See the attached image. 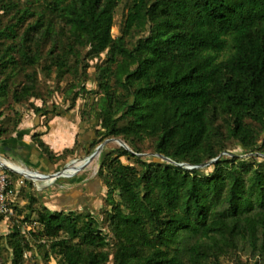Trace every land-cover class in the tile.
I'll use <instances>...</instances> for the list:
<instances>
[{
  "label": "trees",
  "instance_id": "1",
  "mask_svg": "<svg viewBox=\"0 0 264 264\" xmlns=\"http://www.w3.org/2000/svg\"><path fill=\"white\" fill-rule=\"evenodd\" d=\"M57 90L72 105L93 98L83 117L101 111L90 154L108 137L136 153L103 148L97 213L40 205L15 219L13 206L0 264H26L35 248L57 264H264V0H0V111L47 116ZM41 134L32 141L51 163L79 143L57 153ZM140 152L219 158L188 168Z\"/></svg>",
  "mask_w": 264,
  "mask_h": 264
},
{
  "label": "rangeland",
  "instance_id": "2",
  "mask_svg": "<svg viewBox=\"0 0 264 264\" xmlns=\"http://www.w3.org/2000/svg\"><path fill=\"white\" fill-rule=\"evenodd\" d=\"M34 8L42 11L47 16H49L51 14V12L42 3L35 5ZM123 17H124V10L122 8H120V10L118 11V13L115 16L116 23L113 27L114 35H118L119 33H121L120 26L122 24ZM91 64H92V66L89 68V78L86 82L88 88H92V87L96 86V81L94 80V77H95L94 73H95V67H96L95 61ZM41 77H43V75H41ZM20 80H22L21 76H19L17 78V82H19ZM45 82L46 81H44V80H43V82H41V84H40L41 87H44L46 85ZM47 83L51 84L52 87H55V82H53L52 80H48ZM47 101L50 102V104L55 102L56 106H58V107L52 109L53 111L49 115H47L46 117L41 113H38V112L36 113L33 110V108H31L27 104L17 107V110H18L17 116H14L13 113L10 114L9 108L7 106H2L1 111H0V127L4 126V128H6V129L0 133V153L4 152L2 150V143H1L2 139L3 138L7 139L9 137V135H13V133H11V128L13 126H15L14 120L16 117L20 116L21 119H23L25 117L27 118L29 114H31L30 116H33L35 113V115H37L39 117V124L41 126H43V128H44L48 124V122L52 119L51 117L55 116L54 112L58 111V112L63 113L64 115H69V116H65L68 119H75V121L78 120L80 123H82L81 128H84L83 124H85L87 126V128H85L83 130L82 129L79 130L78 135H80V136L77 137L79 143H78L76 151L73 154H68V155L64 156L63 159L58 161L56 163L57 167L59 168L61 166H64L66 163H68L69 160H71L73 158L89 156V154H90L89 150L91 148V142L97 138L96 136H97V130H98L99 125H100L101 111L99 109H97L96 111H94L91 114H84V117H83L81 109H83V108L87 109V107H88L87 101L92 103L93 98L92 97L91 98L90 97H88V98H86V97L80 98L79 97L76 101V104L72 105L71 99L69 97H67L66 95H64L60 90H57V92L55 93L54 96H47ZM35 102L37 104H40V100H36ZM32 112H34V113H32ZM32 118H34V117H32ZM20 123L18 124V126L20 125ZM46 138L48 139L47 136H46ZM35 150L37 151V149H35ZM247 150H250V149L244 148L242 146H238L237 148L234 149V151L241 156L250 155L251 152L248 151L246 153ZM102 152H103V150H102ZM13 158L17 159L14 156H13ZM100 158H101V156L94 160L95 167L93 169L89 168V169H86V170L81 171L79 173H74L71 176H65V177L57 176L54 178L53 181H51L46 186L37 185L36 181H34L33 179L26 178L21 173H9L11 179L16 181L17 183L19 182V186H17V187H16V185L14 186L15 187V193L13 194V197H12L13 201L16 203L15 205L17 207L15 219L24 218L26 215L33 213L32 208L35 206L47 205L43 202V192H49L52 189L57 190L59 188H67L68 186H75L78 182L73 181V178L75 179L78 177L84 178V179L89 178V180H91L93 178H98V180L102 186L101 192L97 195V197L95 199H93L91 201V207L89 209L92 212L97 213L103 205V198H104L106 191H107V186L105 184L104 179H102L100 176H98V170L100 167ZM35 160H36V162L39 163V165H38L39 169L44 171L43 173L49 172L48 168L50 167V163H49L48 158H46L44 155L42 157L39 153L38 155H35ZM21 179L23 180L22 183H20ZM32 197H35L34 201H32ZM29 204H31L33 206L30 207ZM75 209L78 211H84V209L80 205L75 207ZM10 226H11V222L9 220H8L7 225H4V223L2 222L1 226H0V236H2L1 243L4 246H7L6 239H7V233L9 232ZM25 227H26V223L23 226V228H25ZM33 251L34 252L37 251V253L32 254L26 264H57V262H56L57 258L56 257L52 256L49 260H44L42 255L38 252L37 248H35V250H33ZM29 254H31V252H29ZM243 259H245V257H243ZM223 264H226V263H223Z\"/></svg>",
  "mask_w": 264,
  "mask_h": 264
},
{
  "label": "crops",
  "instance_id": "3",
  "mask_svg": "<svg viewBox=\"0 0 264 264\" xmlns=\"http://www.w3.org/2000/svg\"><path fill=\"white\" fill-rule=\"evenodd\" d=\"M30 115L31 114H29L27 118L25 117L22 119L18 130L13 133V135H9L7 139H2V150L4 152H1L0 155L4 158L3 160L11 162L19 168L26 167L31 170H37L42 174H52L53 172L62 170L67 163L58 168L56 163H51L49 161L50 167L48 168V173H43L44 171L39 169V163L36 162L35 155H38L39 153L42 157L43 155L39 148L33 143L31 138L32 133L34 131L41 132L43 139L47 143L50 142V147H52L57 153H60L65 147H71L76 139L77 133L79 134V130H83L87 128V126L83 124L84 128H81L82 123L78 120L75 121V119H68L65 116L69 115L61 113L58 115L55 114L54 117H51L52 119L43 128V126L39 124V117L35 115V113L33 116ZM35 149H37L39 153ZM13 156L17 159H14ZM7 171L10 173H17L10 169H7ZM73 181H77L78 183L75 186H68L67 188H59L57 190L52 189L49 192H43V202L54 210L75 209L78 205L84 210H89L91 207V201L101 192L102 186L98 178L89 180V178L84 179L78 177L75 179L73 178ZM14 183L16 187L19 186V182L17 183L14 181ZM15 204L14 206H16ZM2 222L3 220L1 223ZM4 225L7 224L4 223Z\"/></svg>",
  "mask_w": 264,
  "mask_h": 264
},
{
  "label": "built area",
  "instance_id": "4",
  "mask_svg": "<svg viewBox=\"0 0 264 264\" xmlns=\"http://www.w3.org/2000/svg\"><path fill=\"white\" fill-rule=\"evenodd\" d=\"M4 161V160H3ZM7 169L12 170L13 172L20 173L18 169L5 167L0 164V214L4 215L5 218L3 219V223H7L9 217L13 214V206L15 202L13 201V194L15 193V183L13 179H11L9 175V171ZM23 180H20L22 183ZM8 224V223H7ZM37 222L32 221L31 223H26V227L24 228L25 231L32 230L36 227ZM1 226V222H0ZM43 242L47 244L48 240L44 239Z\"/></svg>",
  "mask_w": 264,
  "mask_h": 264
},
{
  "label": "water",
  "instance_id": "5",
  "mask_svg": "<svg viewBox=\"0 0 264 264\" xmlns=\"http://www.w3.org/2000/svg\"><path fill=\"white\" fill-rule=\"evenodd\" d=\"M112 141H117V142H119V144L121 146H124L126 149L130 150L131 152L136 153L132 149H130V147L127 145V143L125 141H123L122 139L117 138V137H108L101 144H99L91 154H89L88 163L85 165V168L89 164H91L96 158H99L101 156L102 150L105 147V145L107 143H109V142H112ZM137 154L142 155V156L156 155L157 157H159V158H161V159H163V160H165L167 162H171L173 164L183 165V166L188 167V168H204V167L208 166L209 164L215 162L219 158L218 157V158H215V159H211V160H209V161H207L205 163L194 165V164H186V163L180 162V161H178V160H176V159H174L172 157L165 156V155H163L161 153H143V152H140V153H137ZM222 154H224V152ZM3 159L4 158L0 159V164H2L5 167H12V168L18 169L20 171V168L18 166H16L15 164H13L11 162H8V161H5V160L3 161ZM67 164L65 165V167L67 166ZM65 167L62 170H60V171L53 172L52 174H43V175H45V176H49L50 175V176H54V178H55L61 172H63L65 170ZM20 173L23 174L22 172H20ZM25 177L28 178V179H32L31 177H27V176H25Z\"/></svg>",
  "mask_w": 264,
  "mask_h": 264
},
{
  "label": "bare ground",
  "instance_id": "6",
  "mask_svg": "<svg viewBox=\"0 0 264 264\" xmlns=\"http://www.w3.org/2000/svg\"><path fill=\"white\" fill-rule=\"evenodd\" d=\"M109 143H111L110 145H120L117 141H112ZM2 158V155H0V159ZM88 159V156H86L69 160L67 166L65 167V170L61 172L58 176H71L76 172H80L89 168L93 169L95 167L94 161L85 168V165L88 163ZM20 172H22L23 175L27 177H31L34 181H36L37 185L39 186L48 185L51 181L54 180V176H45L37 170H31L26 167H20Z\"/></svg>",
  "mask_w": 264,
  "mask_h": 264
}]
</instances>
